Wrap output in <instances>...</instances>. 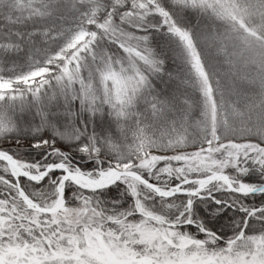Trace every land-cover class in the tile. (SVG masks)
<instances>
[{"label":"snow or ice","instance_id":"obj_1","mask_svg":"<svg viewBox=\"0 0 264 264\" xmlns=\"http://www.w3.org/2000/svg\"><path fill=\"white\" fill-rule=\"evenodd\" d=\"M0 264H264V0H0Z\"/></svg>","mask_w":264,"mask_h":264}]
</instances>
